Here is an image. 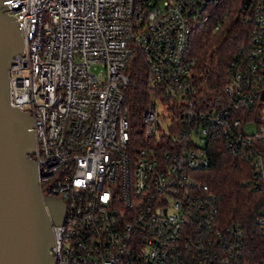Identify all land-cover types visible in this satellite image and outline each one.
Wrapping results in <instances>:
<instances>
[{
    "label": "built area",
    "instance_id": "1",
    "mask_svg": "<svg viewBox=\"0 0 264 264\" xmlns=\"http://www.w3.org/2000/svg\"><path fill=\"white\" fill-rule=\"evenodd\" d=\"M223 1L4 0L23 40L9 105L32 118L42 198L65 205L54 264H264V201L261 241L249 245L218 220L201 179L221 145L245 158L246 184L264 196V0H234L247 28L219 97L198 98L187 56ZM136 53L150 95L134 122L123 91Z\"/></svg>",
    "mask_w": 264,
    "mask_h": 264
},
{
    "label": "water",
    "instance_id": "2",
    "mask_svg": "<svg viewBox=\"0 0 264 264\" xmlns=\"http://www.w3.org/2000/svg\"><path fill=\"white\" fill-rule=\"evenodd\" d=\"M0 0V264H54L52 225H62L65 205L42 198L32 118L9 105L8 70L22 51L15 17ZM264 99V92L261 96Z\"/></svg>",
    "mask_w": 264,
    "mask_h": 264
},
{
    "label": "trees",
    "instance_id": "3",
    "mask_svg": "<svg viewBox=\"0 0 264 264\" xmlns=\"http://www.w3.org/2000/svg\"><path fill=\"white\" fill-rule=\"evenodd\" d=\"M236 15L234 0H224L213 8L210 22L189 38L187 56L194 61L193 79L201 101L209 102L211 96H220L228 62L245 40L247 24ZM215 21L220 24L217 29H212ZM125 72L129 78L123 91L125 104L135 122L150 95L141 53L130 57ZM249 175V164L244 157L217 145L201 179L214 195L218 220L225 225H238L248 244L252 245L261 241L254 218L264 196L246 184Z\"/></svg>",
    "mask_w": 264,
    "mask_h": 264
},
{
    "label": "rangeland",
    "instance_id": "4",
    "mask_svg": "<svg viewBox=\"0 0 264 264\" xmlns=\"http://www.w3.org/2000/svg\"><path fill=\"white\" fill-rule=\"evenodd\" d=\"M100 67H92L91 70L94 71V72H97L99 71ZM170 106H171V103H168V104H163V105H160L158 104V109H159V112L164 116V117H167L169 114H170ZM260 106H262V104H260ZM264 106V105H263ZM166 119V118H164ZM249 129H252V128H249Z\"/></svg>",
    "mask_w": 264,
    "mask_h": 264
}]
</instances>
